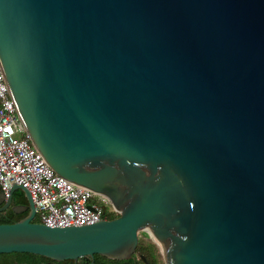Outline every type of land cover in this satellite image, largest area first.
I'll return each mask as SVG.
<instances>
[{"label":"water","instance_id":"obj_1","mask_svg":"<svg viewBox=\"0 0 264 264\" xmlns=\"http://www.w3.org/2000/svg\"><path fill=\"white\" fill-rule=\"evenodd\" d=\"M0 72L58 175L116 208L0 223V253L264 264V0H0ZM144 258V256H142Z\"/></svg>","mask_w":264,"mask_h":264},{"label":"built area","instance_id":"obj_2","mask_svg":"<svg viewBox=\"0 0 264 264\" xmlns=\"http://www.w3.org/2000/svg\"><path fill=\"white\" fill-rule=\"evenodd\" d=\"M13 184L29 190L37 222L48 226L90 224L116 214L103 197L48 166L24 133L0 72V189L5 197Z\"/></svg>","mask_w":264,"mask_h":264},{"label":"trees","instance_id":"obj_3","mask_svg":"<svg viewBox=\"0 0 264 264\" xmlns=\"http://www.w3.org/2000/svg\"><path fill=\"white\" fill-rule=\"evenodd\" d=\"M107 206V205H105ZM24 213H16L12 207L7 208L5 211L0 213V223H11L19 220L24 217ZM115 215L109 216L113 218ZM37 221V217H35ZM147 236L142 237L136 247V251L141 253L144 258L139 257L138 255H132L128 259H112L99 254L94 255V261L92 264H166L164 257L162 256V249L158 241L155 242L147 241ZM56 261L51 260L50 258L44 257L39 254L33 253H24V252H11V253H0V264L11 262V264H40L43 261ZM87 264L90 259L84 257ZM71 262L70 260H66Z\"/></svg>","mask_w":264,"mask_h":264},{"label":"flooded vegetation","instance_id":"obj_4","mask_svg":"<svg viewBox=\"0 0 264 264\" xmlns=\"http://www.w3.org/2000/svg\"><path fill=\"white\" fill-rule=\"evenodd\" d=\"M3 194H4L3 191L0 189V200L3 198ZM2 203H0V206L2 205ZM17 205H19L18 207L22 209V208H25V207L28 206V202H27L26 197L24 196V194L22 192H20L18 190H15L13 192V197H12L11 204L7 208L13 207V206H17ZM24 212H25V214H27V211H20V212H16V213H24ZM146 240L147 241H151V242H155L154 240L160 241L153 235H150V236L147 235V239ZM132 255H138L139 257L143 256L141 253H138L136 251V249H135V252ZM83 259H84V257L80 258L77 261H73V260L67 259V260H70L71 262H67L66 260H61V261L53 260V261H56L54 263L49 260V261H43L40 264H83L85 262ZM3 264H11V262H6V263H3Z\"/></svg>","mask_w":264,"mask_h":264},{"label":"rangeland","instance_id":"obj_5","mask_svg":"<svg viewBox=\"0 0 264 264\" xmlns=\"http://www.w3.org/2000/svg\"><path fill=\"white\" fill-rule=\"evenodd\" d=\"M18 191H20L19 189H17ZM21 192V191H20ZM96 198H97V196H96ZM110 203H107V205H109Z\"/></svg>","mask_w":264,"mask_h":264}]
</instances>
